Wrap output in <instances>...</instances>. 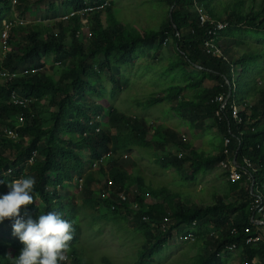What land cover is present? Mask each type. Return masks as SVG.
<instances>
[{
    "label": "trees",
    "instance_id": "1",
    "mask_svg": "<svg viewBox=\"0 0 264 264\" xmlns=\"http://www.w3.org/2000/svg\"><path fill=\"white\" fill-rule=\"evenodd\" d=\"M46 1L48 14L39 17L56 19L60 13L81 8L87 2L93 5L104 0H63V11L59 0H18L16 12L20 16L33 15L34 7ZM198 1L216 18L227 17L229 26L223 32L225 36L251 32L260 35L264 41V5L256 9L255 0H230L224 5L221 4L223 0ZM11 2L0 0V33L2 21L13 17ZM157 2L161 16L156 22L157 27L148 31H132L115 19L104 22L105 12H101L92 17L93 38L87 44L76 37L81 25L75 20L72 23L55 22L50 26L38 23L19 26L11 34V50L5 53L0 45V73L21 66L44 67L50 59L53 60L52 71L46 68L38 74L17 78L7 86L2 85L0 79V194L7 193V185L15 178L34 177L35 203L26 210L22 209L21 214L27 211L35 219L49 211L58 212L72 223L73 239L69 247L79 252L80 225L74 219L75 213H69L65 207V190L70 185L78 189V180L85 177L83 192L78 194L85 210L104 220H128L144 230L147 245L137 264H151L175 231L190 239L194 235L193 241L203 245L200 254L190 264H225L224 255L231 251L234 253L232 264H264V224L255 223V219L264 221V212L257 214L254 206L257 200H262L264 206V91L259 88V80L264 81V70L259 71V64L264 63V43L252 46L236 37L221 36L219 46L224 57H215L204 48L202 40L207 35L206 28L200 24L193 0ZM111 3L112 7L106 12L113 10ZM173 4L171 20L169 11ZM169 39L183 64L193 67L199 76L193 77L191 72L188 77L184 74L188 82L170 85L163 96L150 100L146 108L175 98L178 102L172 110L180 117L206 126L214 119L213 126L223 134V143L216 155L205 157L172 128H152L146 119L126 117L116 110L110 113L107 122L99 123V133L89 126L96 116H105V108L90 100L94 95L103 99L96 87L103 79L104 70L110 71L114 64H130L138 50L160 48ZM238 48L242 49V54H238ZM115 53L117 58L113 56ZM101 55L104 56L103 62L100 61ZM196 64L204 70L197 69ZM172 65H175L171 68L174 70L179 63ZM253 68L257 69L258 77L251 79L249 72ZM207 81L211 82L208 86ZM12 90L36 99L26 111L18 141L3 134L5 127L16 126L15 117L22 111L10 102ZM186 91L190 94H184ZM220 95L225 99L230 96L222 121L216 116L221 104L215 99ZM44 102L49 111L47 118L41 110V106L46 105ZM232 105L239 108L240 123L232 117ZM227 139L230 143L225 153ZM21 140L23 143L17 146ZM155 144L159 152L168 145L186 150L187 154L182 158L174 155L162 163L167 170L176 168L181 173L188 169L193 181L198 175L215 170L223 161L229 163L235 157L241 179L232 182L229 173L224 171L228 193L216 192L212 205L197 203L190 206L183 199L166 200V193L153 192L145 175H134L122 163L125 155L151 150ZM35 151L38 153L35 162L25 168ZM106 157L110 158L107 166L101 163ZM246 160L251 167L247 166ZM94 165H97L96 170ZM11 167H14L15 174L7 175ZM95 190L113 194V198L102 201L96 197ZM123 194L129 197V204L119 200ZM37 200L42 204L38 206ZM132 204L140 206L136 216ZM113 207L116 210L111 212ZM106 210L108 214H104ZM145 216L149 221L143 220ZM167 217H172L174 222L164 232L161 224ZM11 222L6 218L0 223V264H11L8 253L15 257L23 247L12 235ZM248 236H258L259 239L246 243ZM231 244H235V248L228 249ZM63 264L88 263L79 252Z\"/></svg>",
    "mask_w": 264,
    "mask_h": 264
},
{
    "label": "rangeland",
    "instance_id": "2",
    "mask_svg": "<svg viewBox=\"0 0 264 264\" xmlns=\"http://www.w3.org/2000/svg\"><path fill=\"white\" fill-rule=\"evenodd\" d=\"M62 1L59 0L61 11L64 9ZM111 1L114 8L111 12L103 14L104 22L108 19H115L130 30L141 32L157 27L156 22L159 21L161 16V9L157 0ZM229 1L223 0L221 4L224 5ZM47 2L33 9L35 17L48 14L46 13V9H48ZM220 2L222 1L220 0ZM261 5H264L263 0H255L256 9L260 8ZM220 19L226 20L227 17L223 15ZM222 37L232 39L236 37L252 46H259L264 43L260 35L251 32L240 35L231 34V36H225L223 33ZM237 52L238 54L243 53L241 48H238ZM113 56L117 58L118 54L115 53ZM100 61H104L103 55L100 56ZM174 63H179V65L172 70L171 68L175 66L172 65ZM52 65L53 60L50 59L46 63L47 69L52 71ZM259 66L260 72L264 70V63H260ZM190 72L193 73V77L199 76L193 67L183 64L181 57L177 55L174 49L172 40L169 39L168 43L160 48L138 50L134 55V61L130 64H114L110 71L104 70L103 79L97 82L96 87L103 99H99L94 95L90 100L105 108V121L110 113L116 110L126 117L144 118L152 128L158 126L173 127L177 131H184L188 142L197 145V148L205 157L213 156L220 151L223 143V137L221 136L223 134L213 126L214 119L210 121L209 126L197 124L198 121L183 119L172 110L173 105L178 102L175 98L173 101L165 102V104L146 108L150 100L157 96H163L170 85L188 82L184 79V74L188 77ZM249 74L251 79L258 77L256 68H253ZM210 84L211 82L207 81L206 86ZM259 88L264 91L263 80H259ZM184 94H190V92L186 91ZM41 107L44 118H47L49 112L47 104ZM22 143L23 140L17 143V146ZM153 148H157V144ZM138 152L141 154V161L137 163L132 156H129V160L122 162L124 167L129 168L134 175L138 173L145 175L148 186L152 188L153 192L166 193L164 197L166 200L167 198L175 201L183 199V202L190 203V206L197 203L212 205L215 202L216 192L221 195L228 193L222 166L198 175L197 179L193 181L189 178L191 174L188 169H184L180 173L176 168L167 170L163 163L159 164V159L162 161L161 157L171 158L174 156L173 151L166 150L162 153L164 156H158V160L155 159L156 153L153 150ZM106 163L108 164L109 161ZM65 192L67 194L65 207L69 210V213H75L74 219L80 225V243L77 248H79L82 259L88 264H137L147 245L148 238L144 230L136 228L128 220L114 218L104 220L85 210L80 204L82 198L78 195V189H75L73 185H70ZM36 204L41 205V200H37ZM104 214H108V211H104ZM10 226L12 228V224ZM202 246V244L198 245L189 237L180 235L175 231L168 245L161 253L153 257L150 263L190 264L200 254ZM79 252H75L70 248L68 258H73ZM224 257L226 259L225 264H230L232 257H234L233 251L225 254Z\"/></svg>",
    "mask_w": 264,
    "mask_h": 264
},
{
    "label": "built area",
    "instance_id": "3",
    "mask_svg": "<svg viewBox=\"0 0 264 264\" xmlns=\"http://www.w3.org/2000/svg\"><path fill=\"white\" fill-rule=\"evenodd\" d=\"M18 5V0H12L11 6L13 10V17L9 19H4L2 21V29L0 33V45L1 49L3 52L7 53L11 50V34L13 30L19 26H26L34 23L38 24H43L46 26L53 25L55 22L57 23H72L75 20L80 21V29L76 31V37L79 40H82L83 43L87 44L92 38H93V32H92V27H93V21L92 17L96 14H99L101 12H106L107 9L112 7V3L110 0H104L102 3H96V4H89L88 2L86 3L85 6L78 8V9H73L69 12H62L58 15L56 19L49 18V17H34L33 15L29 16H20L16 12V7ZM193 7L198 13L200 24L202 27L206 28V37H204L202 40L204 48L206 49L208 54H211L215 57L223 58L224 54L223 51L221 50L219 46V40L223 34V32L228 28L229 22L216 18L215 16L207 13L204 9V6L199 3L198 0H193ZM47 66H21L14 71L10 70H4L3 72L0 73V79L2 81V85L7 86L10 84V82H13L17 78H22L24 76H30V75H35L40 72H43ZM10 102L14 105L19 107L22 111L20 114L16 115V126L14 127H5L3 129V134L9 138L10 140L13 141H18L20 139V134H19V128L23 126L26 120V111L36 102V99L31 98V97H26L19 93L16 90H12L10 93ZM216 103L221 104L220 110L217 112L216 116L219 118L221 121L225 118L224 112L226 111V107L228 105V102H226V99L224 98L223 95H220L216 97L215 99ZM232 117L238 121L239 123L241 122V119L239 118V108L236 105L230 106ZM104 117L103 115L96 116L95 119L91 120L89 122V126L91 129H94L96 133H99L101 131V125L99 123H103ZM185 141H188L187 136H184ZM230 141L227 139L225 141V153H227V149L229 147ZM38 153L37 151L33 152V155L27 160L25 163V168H29L34 162L37 157ZM184 153H181L179 155L180 158H182ZM124 160H129V156L125 155L123 157ZM109 160V157H106L105 159L102 160V164L105 165V161ZM248 167H251V164L248 160L245 161ZM223 170L229 173V179L232 182H237L241 179V173L239 172V167L236 166L233 161L226 163L223 161L222 165ZM94 170L97 169V165H94L93 167ZM15 174V169L14 167H11L7 171V175H14ZM21 178V177H20ZM19 179V178H15ZM14 179V180H15ZM84 183H85V177L82 179L78 180V193H82L84 189ZM109 186H112V183L109 182ZM97 191V197L101 198L102 201H109L113 198V194H110L108 192H99ZM119 200L124 203V204H129V197L126 194H123L119 197ZM258 204V205H257ZM132 212H134V216L138 215L140 206L138 204H132ZM256 208V213L257 214H262L264 212V206L262 200H257L256 204L254 205ZM116 210V207H113L111 209V212H114ZM22 216L24 214H21ZM144 221H149V217H143ZM263 223L259 221L258 219H255V222ZM173 223V218L172 217H167L165 218V221L161 224V229L164 232H167L170 225ZM248 231V229H246ZM236 230L233 229V233H235ZM191 240L195 239V236H191ZM259 239L258 236H248L247 239L245 240L246 243L254 242ZM235 248V244H231L228 246V249H233Z\"/></svg>",
    "mask_w": 264,
    "mask_h": 264
},
{
    "label": "clouds",
    "instance_id": "4",
    "mask_svg": "<svg viewBox=\"0 0 264 264\" xmlns=\"http://www.w3.org/2000/svg\"><path fill=\"white\" fill-rule=\"evenodd\" d=\"M35 184L34 177H21L7 185L6 194H0V223L12 220V235L23 245L17 256H8L11 264H63L73 239L72 223L56 211L35 219L27 211L21 215L22 209L35 203Z\"/></svg>",
    "mask_w": 264,
    "mask_h": 264
},
{
    "label": "crops",
    "instance_id": "5",
    "mask_svg": "<svg viewBox=\"0 0 264 264\" xmlns=\"http://www.w3.org/2000/svg\"><path fill=\"white\" fill-rule=\"evenodd\" d=\"M111 1V0H110ZM37 6H41V5H37ZM36 6V7H37ZM36 7H34V8H36ZM113 8H114V5H113ZM46 11H47V9H46ZM33 13H34V10H33ZM32 13V14H33ZM33 16L35 17V15L33 14ZM184 119V118H183ZM159 127V126H158ZM172 129H174L173 127H171ZM170 128V129H171ZM175 131H177L176 129H174ZM177 132H179V133H181L183 136H186V134L184 133V131L183 132H180V131H177ZM196 147H197V145H195ZM151 150H153V151H155V159L156 160H158V156H164V154H162V153H164L166 150H169V151H173L174 153H175V156H179L181 153H186L187 154V151L186 150H184V149H179L177 146H174V145H168L164 150H163V152H159L160 150L158 149V148H152ZM177 153V154H176ZM128 155V154H127ZM143 155V154H142ZM128 156H132V158H134L135 159V162H140L141 161V154H139V152L138 151H134V152H132L130 155H128ZM162 158V161L164 160V159H166L167 157H161ZM167 159H171V158H167ZM161 159H159V164L161 165L162 164V161H160ZM107 161H109V160H106L105 161V165L107 166L108 164L106 163ZM123 161H125L124 159H123ZM161 162V163H160ZM135 165V164H134ZM155 204V203H154ZM263 224V223H262ZM226 260V259H225ZM225 263H226V261H225ZM230 264H232V261L230 262Z\"/></svg>",
    "mask_w": 264,
    "mask_h": 264
},
{
    "label": "water",
    "instance_id": "6",
    "mask_svg": "<svg viewBox=\"0 0 264 264\" xmlns=\"http://www.w3.org/2000/svg\"><path fill=\"white\" fill-rule=\"evenodd\" d=\"M174 7H175V4H173L172 6H171V8H170V11H169V15H170V19L172 20L173 19V10H174ZM195 67L197 68V69H199V70H204V68L202 67V66H199V65H195ZM229 98H230V96H228V98L226 99V102H228L229 101ZM233 163L236 165V166H238L237 165V163H236V157L234 158V160H233ZM253 188V187H252ZM259 221H261V222H263V224H264V221H262V220H259ZM256 224H259L257 221L255 222Z\"/></svg>",
    "mask_w": 264,
    "mask_h": 264
}]
</instances>
